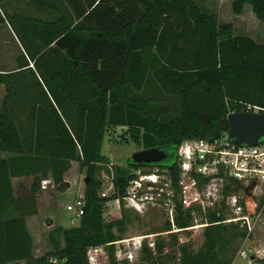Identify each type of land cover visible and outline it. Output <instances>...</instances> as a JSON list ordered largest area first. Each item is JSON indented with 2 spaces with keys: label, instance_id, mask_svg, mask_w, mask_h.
<instances>
[{
  "label": "trees",
  "instance_id": "16d2710c",
  "mask_svg": "<svg viewBox=\"0 0 264 264\" xmlns=\"http://www.w3.org/2000/svg\"><path fill=\"white\" fill-rule=\"evenodd\" d=\"M30 1L48 18L10 17L24 48L17 70L0 73V154L10 155L0 159V264H87L86 251L95 246L118 264L113 243L122 240L126 218L105 220L104 205L125 196L130 170L154 167L169 181L175 227H192L195 211L206 225L196 251L181 247L178 264H231L246 230L223 223V200L184 208L177 165L129 161L125 169H105L101 147L105 129L127 128L142 149L177 150L185 140L226 133L231 113L264 111V45L234 36L195 0ZM244 6L264 23V0H237L233 12ZM72 162L85 174L83 215L76 226L54 230L53 251L36 258L26 220L38 215L42 180L66 190ZM102 170L112 186L107 197ZM23 178L31 180L28 193L16 195L12 181ZM195 183L200 190L205 180ZM241 189L229 182L223 194Z\"/></svg>",
  "mask_w": 264,
  "mask_h": 264
},
{
  "label": "rangeland",
  "instance_id": "374dc122",
  "mask_svg": "<svg viewBox=\"0 0 264 264\" xmlns=\"http://www.w3.org/2000/svg\"><path fill=\"white\" fill-rule=\"evenodd\" d=\"M235 1L237 0H195L203 14L216 17L220 25H231L234 36H248L256 43L264 45V23L256 19L248 6H244L241 14H235L232 8ZM30 4H32L30 0H0V17L4 19L0 24V72L2 73H7L11 68L17 67V58L22 55L24 48L19 39L17 23L11 22L10 17L20 16L22 13L28 17L42 20L48 18L46 13ZM4 96V88L0 85V108ZM103 135L101 154L107 163L102 165V168L108 169L117 166L125 169L132 154L143 150L140 142L131 138L127 128H107ZM156 171L160 173L162 183L168 184L165 172L156 169V167L151 170V172ZM130 172L134 173L135 171L130 170ZM101 178L103 184L100 193L105 191L110 195L112 193L109 190L111 188L110 177L104 170L101 171ZM66 179L71 183L69 190L66 188L64 192H58L51 186L41 190L39 214L28 220V231L33 241V255L36 258L53 251L50 234L54 230L72 227L71 216L65 211V207L73 203L75 197L84 193L85 174L81 173L78 164L73 162ZM30 182L29 179L14 180L16 195L27 194ZM179 182L182 188L190 185L189 181L183 177H180ZM243 188L235 193L246 201L250 214L256 213L264 192ZM169 190L168 187H165L164 194L159 197L154 194L156 200L145 203L139 209L131 208L125 202L119 201L113 203V207L108 210L113 213L114 221L126 218L124 232L121 236L124 244H120L119 247L123 252L129 250L134 255L133 262H128L124 260L122 254V258L117 260L118 264H178L182 246L191 245L193 250H197L201 243L200 233L205 227L204 224H201L203 214L200 215L195 211L192 214L194 220L191 229L175 232L176 227L173 228L167 218L168 206L173 203ZM177 200L181 202L179 196ZM174 214L173 218L176 216ZM152 237L156 243L155 251H152L148 246ZM241 244L242 241L237 243L231 256H235L236 250ZM246 247L252 251L256 264H264V221L257 226L250 241L246 243ZM102 264H109L108 257L103 259Z\"/></svg>",
  "mask_w": 264,
  "mask_h": 264
},
{
  "label": "built area",
  "instance_id": "2783aa9c",
  "mask_svg": "<svg viewBox=\"0 0 264 264\" xmlns=\"http://www.w3.org/2000/svg\"><path fill=\"white\" fill-rule=\"evenodd\" d=\"M261 112L264 111L256 107L252 110V113ZM177 153L180 177L189 181L190 184L188 187L182 188L181 186L180 199L183 207H200L205 210V208L212 207L223 200L227 211L223 223L237 224L246 230V236L236 251L231 264H256L255 257L252 251L247 249L246 243L250 241V237L257 226L264 221V195L262 206L258 207L256 213L250 214L247 209L248 205L242 197L234 192L224 195L223 189L226 183L235 182L243 187L264 192V140L256 146H247L231 140L226 132L214 139L185 140L178 146ZM133 175L134 178L129 182L125 196L121 200L131 208L139 209L145 203L155 201L154 194L159 197L164 194L165 187L170 189L169 183H162L161 175L157 171L137 170ZM195 177L205 180L200 190L196 186ZM40 185L41 190H45L47 186L53 187L49 180H42ZM109 190L112 191V186ZM169 192L172 195L171 189ZM101 196L107 197L108 194L104 191ZM119 201H110L104 205V219L115 220L113 213L108 212V210L113 207V203ZM168 208V222L175 228V218H173L175 205L172 203ZM83 209V194L65 207V211L71 216L72 227L78 224L83 215ZM190 229L191 227L186 229L176 227L175 232ZM153 238L148 242V246L152 251H155L156 243ZM120 244H124V241L113 243L116 259L120 260L123 254L124 260L133 262V253L129 250L123 252L122 248L119 247ZM107 257L106 249L103 246L90 247L86 251L87 264H102L103 259ZM52 263L55 264V261Z\"/></svg>",
  "mask_w": 264,
  "mask_h": 264
},
{
  "label": "water",
  "instance_id": "95a60500",
  "mask_svg": "<svg viewBox=\"0 0 264 264\" xmlns=\"http://www.w3.org/2000/svg\"><path fill=\"white\" fill-rule=\"evenodd\" d=\"M224 129L231 140L256 146L264 140V114L252 112L231 113L226 117ZM165 154L156 148L143 149L132 154L130 163L136 166H157Z\"/></svg>",
  "mask_w": 264,
  "mask_h": 264
},
{
  "label": "flooded vegetation",
  "instance_id": "af4514ba",
  "mask_svg": "<svg viewBox=\"0 0 264 264\" xmlns=\"http://www.w3.org/2000/svg\"><path fill=\"white\" fill-rule=\"evenodd\" d=\"M161 150L165 154V159L157 166L169 167L172 165L178 166V153L177 150L166 148V149H158Z\"/></svg>",
  "mask_w": 264,
  "mask_h": 264
},
{
  "label": "crops",
  "instance_id": "0c3cea01",
  "mask_svg": "<svg viewBox=\"0 0 264 264\" xmlns=\"http://www.w3.org/2000/svg\"><path fill=\"white\" fill-rule=\"evenodd\" d=\"M30 66H32V65H30ZM17 70V67H15V68H11V70L9 71V72H14V71H16ZM0 73H2V72H0ZM8 73V72H7ZM0 159H7V158H9L10 157V155H5V154H0ZM75 163V162H74ZM72 165H73V162L71 163V167H72ZM70 170H71V168H70ZM69 170V171H70ZM68 171V172H69ZM67 172V173H68ZM67 173L64 175V182L67 184V190H69L70 189V187H71V183H69L68 181H67V179H66V175H67ZM23 179H29V178H23ZM23 179H20V180H23ZM12 183H13V189H14V180L12 181ZM43 191V190H42ZM14 192L16 193V190L14 189ZM41 193V192H40ZM42 194V193H41ZM41 194H39L38 196H37V205H38V214H39V196L41 195ZM78 197H75V200L77 199ZM74 200V201H75ZM73 201V202H74ZM28 220H29V218H27V220H26V222H27V224H28ZM71 222V221H70ZM27 228H28V225H27ZM23 263H25V262H17V263H14V264H23Z\"/></svg>",
  "mask_w": 264,
  "mask_h": 264
}]
</instances>
